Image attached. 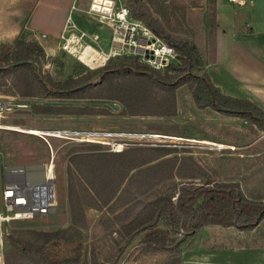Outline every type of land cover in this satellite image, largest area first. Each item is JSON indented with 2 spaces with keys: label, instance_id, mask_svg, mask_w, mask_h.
<instances>
[{
  "label": "rangeland",
  "instance_id": "374dc122",
  "mask_svg": "<svg viewBox=\"0 0 264 264\" xmlns=\"http://www.w3.org/2000/svg\"><path fill=\"white\" fill-rule=\"evenodd\" d=\"M30 1L0 0V43L3 41L14 42L21 31L28 30L26 21L30 15V11L27 9L31 8ZM62 2L68 5L66 0H62ZM89 2L90 0H84L82 7L87 6ZM117 3L125 4L129 8L127 0H117ZM152 3L156 4H154V8L158 10V14H156L158 18L174 29L175 35L193 39L197 43L206 60L203 68L207 71V61H209L212 52L211 31L215 25L216 0H155V2L152 0ZM256 4L258 2H255L254 6ZM41 6L42 11L36 9L33 14V19L40 16V20H36L39 27L45 23L43 21L46 16L43 12L49 10L50 4H47V0H43ZM54 7L53 5L52 9ZM75 15L76 11L73 12V16ZM86 17L97 23L95 19ZM107 27L110 29V36L105 44L99 42L100 38L96 41L92 34L87 33L81 37L82 29L77 30L78 37H72L73 41L64 40L69 49L62 47L54 55L64 60L63 74L57 60L47 61L44 64V72L64 78L72 73V67L75 68L77 62L85 64L69 52L75 50L74 54H80L79 50L72 48L73 44H79L80 51L86 50L85 48L89 44L94 46V49L90 48L92 65L85 64L90 69L106 65L112 58L106 59L110 50L121 52L115 57L137 56L132 52L124 53L122 48L117 44L114 45L112 28L108 25ZM38 33L36 32V34ZM72 33L73 31H70L67 35L69 39ZM36 34H32L31 37L38 38ZM83 68L80 66L79 70ZM161 70L165 69L161 68ZM98 81L99 79L95 80V82ZM16 90L11 82L0 84V97L9 98L11 103L15 104L0 114V192L5 186L4 170L6 166L46 163L48 167H52L54 172L57 211L12 221L8 231L15 237L31 238L29 233L33 230L54 231L60 228H69L76 219L83 226L82 241L84 250L85 248L88 250V256L96 251L101 262L112 264L114 254L126 237V232L122 228L123 224L131 221L134 217H140L139 212L143 214L147 210V204L154 200L157 188L144 191L145 188L141 187L143 178H138L134 183L132 182L133 184L128 189L126 185L131 178L130 175L109 204L95 208L86 205L90 199H82L80 202L84 207V213L77 211L76 217H74L73 204L68 192V173L69 160L75 150L84 153L114 151V149L116 150L114 146L119 144H124V149L128 147H178L180 152L174 154H179L181 157L178 165L182 164V168L186 169L185 174L182 176L176 174L157 187L179 189L182 184L188 181L196 183L207 180L234 181L241 185L248 196H264V131L258 126H254L250 119L226 115L211 108L196 107L188 85L180 87L177 91L178 111L173 116L126 115L122 113L123 104L113 99L68 100L22 97L16 93ZM20 103H28L30 107L18 106L17 104ZM35 104L88 105L97 109L96 113L92 114H43L33 111ZM32 128L48 129L54 132L52 134L39 131L34 133L31 131ZM159 128L161 129L157 130ZM56 130L147 132L163 135L148 138L96 134L86 136L69 133L56 134L59 132ZM196 131L206 134L208 138L205 139L201 135L192 133ZM216 143H221L224 147L217 149L214 146ZM95 144L102 145V149H95L93 147ZM183 155L190 156V158H184ZM147 165L148 163L144 166ZM144 166L137 167L133 172L144 168ZM192 172L198 174L199 177H190ZM167 185L169 186L167 187ZM79 192L81 191L79 190ZM93 201L96 202V198H93ZM132 205H135L133 211H127L126 208ZM251 242L264 243V221L258 229L250 233L221 225L203 227L182 246V252L179 255V258L182 256L181 262L168 253H141L137 239L122 256L120 264H206L203 261L211 262L207 264H256L260 256H254V253L246 255L221 251L222 255H220V252L212 251L228 246L247 245ZM64 243L61 242V245H58L57 259L59 260L62 259L65 248L69 246ZM70 248L73 249L70 253L75 254L74 247L70 245ZM9 249L10 242L6 240L5 256ZM12 264L37 263L19 256L12 260Z\"/></svg>",
  "mask_w": 264,
  "mask_h": 264
},
{
  "label": "trees",
  "instance_id": "16d2710c",
  "mask_svg": "<svg viewBox=\"0 0 264 264\" xmlns=\"http://www.w3.org/2000/svg\"><path fill=\"white\" fill-rule=\"evenodd\" d=\"M127 3L134 19L145 23L176 49L177 59L164 67L165 70L152 67L140 60L139 56L126 55L113 56L106 65L96 69L87 68L79 61L75 68L72 67L69 76L55 77L50 72H44V64L57 60L63 74L64 60L48 55L38 38L31 37L35 33L23 30L14 42L0 43V84L11 82L17 89L16 93L22 97L118 100L123 104V114L154 116L176 115L177 91L188 85L196 107L250 119L254 126L264 131V110L251 100L225 94L215 85L203 68L206 60L197 43L193 39L175 35V30L156 15L158 10L154 8L152 0H127ZM214 24L211 51L215 43L216 15ZM80 66L84 68L79 70ZM96 79L99 81L95 82ZM96 109L88 105L62 104H35L33 107L35 113L43 114H92L96 113ZM192 133L208 138L198 131ZM101 146L93 145L97 150L102 149ZM176 152H180V148L171 146L128 147L120 151L91 153L73 151L69 160L68 192L74 217L77 211L84 213L80 202L82 199H90L86 205L95 208L109 204L130 175L131 180L126 185L128 189L138 178H143L141 187L145 188L144 191L157 188L154 200L147 204V210L143 214L139 212L140 217L123 224L126 237L114 254L112 264H120L122 256L137 239L141 253H168L181 262L182 256L179 258V255L182 246L203 227L221 225L250 233L262 225L264 196H248L237 182L188 181L179 189L157 187L176 174H185L186 169L182 168V164L178 165L181 157L174 154ZM141 166L144 168L133 172ZM196 176L199 177L195 173L190 175ZM79 190L81 192L78 193ZM93 198L97 201H93ZM129 207L126 210L131 212L135 205ZM82 227L75 219L69 228L33 230L29 233L31 238L15 237L8 233L6 240L10 242V249L5 262L12 264V260L21 256L37 264H107L100 261L96 251L88 256V250L83 247ZM61 242L69 246L59 260L57 251ZM251 244L257 242L247 245ZM70 245L76 250L75 254L70 253L73 250Z\"/></svg>",
  "mask_w": 264,
  "mask_h": 264
},
{
  "label": "crops",
  "instance_id": "0c3cea01",
  "mask_svg": "<svg viewBox=\"0 0 264 264\" xmlns=\"http://www.w3.org/2000/svg\"><path fill=\"white\" fill-rule=\"evenodd\" d=\"M42 1L31 0V8L26 7L30 11L26 28L35 34L39 32L36 35L47 54L55 55L65 43L63 34H69L68 29L66 30L67 19L76 0H66L68 5L62 0H47L50 7L43 12L46 16L43 21L45 23L39 27L36 20H40V16L33 19V14L36 9L42 11ZM244 1V4H240L230 0H216L215 43L207 61V71L214 84L225 94L251 100L264 110V0ZM255 2L258 4L254 6ZM77 4L82 7L84 0H77ZM53 5L55 7L52 9ZM74 22L77 28L73 30L72 37H78L77 30L84 29L88 34H98L99 42L105 44L110 36L107 26L91 21L81 12L76 11ZM72 48L79 50L80 54H74L75 50H70V53L92 65L90 48L94 49V46L89 44L84 51H80L79 44H73ZM212 251L220 252V255L223 251L246 255L254 253V256H260L256 264H264V243L228 246Z\"/></svg>",
  "mask_w": 264,
  "mask_h": 264
},
{
  "label": "built area",
  "instance_id": "2783aa9c",
  "mask_svg": "<svg viewBox=\"0 0 264 264\" xmlns=\"http://www.w3.org/2000/svg\"><path fill=\"white\" fill-rule=\"evenodd\" d=\"M244 4V0H230ZM81 12L91 19H95L100 25H108L112 28L114 45L122 48V52H132L139 56L142 61L150 64L156 69H161L177 59L176 49L158 36L151 28L140 20L131 16L130 9L125 4H118L117 0H90L87 6L80 7L77 0L72 4L68 16L66 30L73 31L77 28L74 22L73 12ZM81 37L87 35L85 30H81ZM73 34V33H72ZM72 34L69 37L63 34L67 42L73 41ZM97 41L100 37L93 34ZM69 49L66 43L63 46ZM121 52L110 50L106 59ZM105 61V59H104ZM22 107H30L28 103L17 104ZM16 105V106H17ZM15 104L11 103L9 98L0 97V114L12 108ZM66 134V133H61ZM77 135H86L75 132ZM136 138H143L137 136ZM148 138V137H144ZM215 146V145H214ZM116 150L124 149V144L115 145ZM216 148H220L215 146ZM52 167L46 166V179L42 182L39 180L40 173L36 171L30 181H12L5 183L2 192H0V264L5 262V241L9 233L8 229L12 221L20 219L33 218L37 214H46L56 206L55 178Z\"/></svg>",
  "mask_w": 264,
  "mask_h": 264
},
{
  "label": "water",
  "instance_id": "95a60500",
  "mask_svg": "<svg viewBox=\"0 0 264 264\" xmlns=\"http://www.w3.org/2000/svg\"><path fill=\"white\" fill-rule=\"evenodd\" d=\"M46 163H35L26 165H10L6 166L4 173L6 176L5 183L12 181H30L32 178L31 174L27 175L26 172H31L32 174L39 171V181L42 182L46 179ZM19 171V172H18ZM18 172V173H17ZM22 172V174H20ZM9 173V174H8ZM57 211V206H54L49 213H55Z\"/></svg>",
  "mask_w": 264,
  "mask_h": 264
},
{
  "label": "bare ground",
  "instance_id": "6f19581e",
  "mask_svg": "<svg viewBox=\"0 0 264 264\" xmlns=\"http://www.w3.org/2000/svg\"><path fill=\"white\" fill-rule=\"evenodd\" d=\"M86 61L87 60H85V61L83 60V62H86ZM85 64H88V63H85ZM31 131L34 132V133H37L39 131V132L50 133V134H52L54 132V131H49L48 129H44V130L42 129L41 130V129H36V128H32ZM56 131H59L56 134H59V133L74 134L75 133V132H71V131H68V130H56ZM81 131H76V132L83 133V134H87V135H92V134L94 135V134H96V135H109V136L110 135H114V136H124V137H130V136H134V137H137V136H140V137H145V136L146 137H159V136H162L163 135V134H158V133H147V132H108V131L104 132V131H83V130H81ZM214 145L215 146H218V147H222L223 146L221 143H216ZM51 170L53 171V169H51ZM26 173H27V175H30L31 174V176H33V174H34V173L32 174L31 172H26ZM20 174H22V172Z\"/></svg>",
  "mask_w": 264,
  "mask_h": 264
}]
</instances>
